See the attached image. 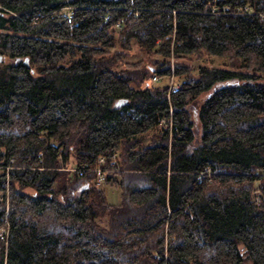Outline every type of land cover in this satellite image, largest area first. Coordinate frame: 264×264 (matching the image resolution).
<instances>
[{
    "label": "trees",
    "instance_id": "obj_1",
    "mask_svg": "<svg viewBox=\"0 0 264 264\" xmlns=\"http://www.w3.org/2000/svg\"><path fill=\"white\" fill-rule=\"evenodd\" d=\"M2 224L0 264H264V0H0Z\"/></svg>",
    "mask_w": 264,
    "mask_h": 264
},
{
    "label": "built area",
    "instance_id": "obj_2",
    "mask_svg": "<svg viewBox=\"0 0 264 264\" xmlns=\"http://www.w3.org/2000/svg\"><path fill=\"white\" fill-rule=\"evenodd\" d=\"M167 78H168L167 87L169 90L179 87V81L177 80L176 76H174L173 72L170 75H168ZM153 79L156 80L157 76L153 75ZM104 162H105V157L103 155H99L97 157V164L96 166H94V170L96 172V176H95L96 182L98 184L102 183L106 179V171L102 165ZM115 164H116V154L112 153L109 161V165L113 167ZM84 169H85L84 165H81L80 167L75 168V172L77 174H81L84 171ZM254 191H255L254 199L258 200L259 198L258 189L256 188ZM5 229H6V224H2L0 226V237H4L3 234L5 233Z\"/></svg>",
    "mask_w": 264,
    "mask_h": 264
},
{
    "label": "rangeland",
    "instance_id": "obj_3",
    "mask_svg": "<svg viewBox=\"0 0 264 264\" xmlns=\"http://www.w3.org/2000/svg\"><path fill=\"white\" fill-rule=\"evenodd\" d=\"M138 55H139V52H137L136 56H138ZM133 56H135V54ZM219 60L220 59L218 57H213V59L211 60V63H218ZM159 79H160L161 82H167L168 81L167 76H161ZM68 170H70V169H68ZM104 186L106 188V197H107V199L109 201H111V202H117L119 200V197H120V188H119V186H116L113 183H105Z\"/></svg>",
    "mask_w": 264,
    "mask_h": 264
},
{
    "label": "water",
    "instance_id": "obj_4",
    "mask_svg": "<svg viewBox=\"0 0 264 264\" xmlns=\"http://www.w3.org/2000/svg\"><path fill=\"white\" fill-rule=\"evenodd\" d=\"M86 185H88V182H86V183L84 184V186H86ZM81 187H83V185H81Z\"/></svg>",
    "mask_w": 264,
    "mask_h": 264
}]
</instances>
